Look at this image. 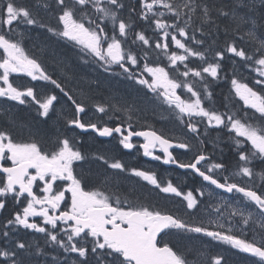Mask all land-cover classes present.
Masks as SVG:
<instances>
[{
  "label": "flooded vegetation",
  "instance_id": "1",
  "mask_svg": "<svg viewBox=\"0 0 264 264\" xmlns=\"http://www.w3.org/2000/svg\"><path fill=\"white\" fill-rule=\"evenodd\" d=\"M8 1L12 4L0 14V39L23 63H14L9 71L5 68L8 58L0 49V264H131L108 241L113 240L114 231L127 228V219L135 213L172 216L174 221L158 236L157 246L170 250L177 258L175 264H229L223 262L220 250L211 248L214 241L209 232L222 230L228 243L236 233L245 238L247 230V245L261 246L260 210L246 201L255 214L245 226L246 209L226 208L219 226L216 206L230 200L235 205L242 197L237 192L217 195L194 172L166 166L158 147L144 154L146 140L136 135L148 130V122L134 113L113 110V89L99 90L105 81L113 87L112 76L106 79L82 59L62 56L68 54L67 43L80 47L79 41H84L95 65L99 60L92 52L97 50L109 70L137 76L132 53L124 51L116 58L110 39L100 43L98 26L90 32L83 22L64 15L66 19L54 24L59 33L66 30L60 35L64 44L52 45L60 50L55 60L33 38L35 30L43 38L37 29L45 24L39 14L14 8L19 0ZM4 2L0 0L2 8ZM24 18L29 20L27 25L16 21ZM33 65L39 72L32 73ZM149 77L154 87L162 86L161 76ZM155 123L159 134L177 139L171 150L175 162L190 166L204 157L198 167L201 171L223 184L252 188L250 178L215 165L223 154L220 138L200 139L194 132L182 138L181 123ZM26 163L30 171L24 174V183L36 200L8 186V171ZM162 180L167 185V191L161 190L164 200L149 201L156 198ZM94 210L95 220L102 223L98 226L84 228L69 219H87ZM155 223L148 221L138 228L145 235ZM230 264L239 263L233 258Z\"/></svg>",
  "mask_w": 264,
  "mask_h": 264
},
{
  "label": "trees",
  "instance_id": "2",
  "mask_svg": "<svg viewBox=\"0 0 264 264\" xmlns=\"http://www.w3.org/2000/svg\"><path fill=\"white\" fill-rule=\"evenodd\" d=\"M149 1L129 0L128 8L115 10L120 13L117 20L122 22L129 15L128 22L122 24L124 45L135 49L140 65V58H146L150 68L159 70L173 85H178L177 92L191 99L195 110H209L225 119V115L232 113L228 100L232 104L236 102L235 83H249L254 78L249 79L248 75L253 76L254 69L264 64V0H164L169 7L180 6L177 9L180 16L157 17L147 12L145 4ZM37 29L43 37L40 47L58 60L60 50L45 42H51V30L45 25ZM176 43L180 44L179 48ZM115 80L113 87L109 84L99 87V90L113 89V110L134 113L148 122L145 128L157 131L160 128L155 122H173L170 111H162L158 103L141 105L142 97L149 96L142 84L133 82L132 92L127 81ZM261 80L264 83L263 77ZM261 91L264 92V87ZM145 117L148 120H143ZM250 117L255 118L252 114ZM258 123L264 127V120ZM225 157H230V153ZM254 169L258 171L259 166Z\"/></svg>",
  "mask_w": 264,
  "mask_h": 264
},
{
  "label": "water",
  "instance_id": "3",
  "mask_svg": "<svg viewBox=\"0 0 264 264\" xmlns=\"http://www.w3.org/2000/svg\"><path fill=\"white\" fill-rule=\"evenodd\" d=\"M0 47L4 49L7 54L9 55L8 51V45L0 40ZM10 56V55H9ZM30 67V66H27ZM149 87V86H148ZM153 92V91H152ZM162 98L178 103L181 111L187 115V113L184 110L183 106V99L181 96L176 95L174 97H169L165 93L161 94ZM140 138H145L148 142L147 146L144 148V152L147 153L150 149L154 148L155 146H160L163 153L166 155V165H169V161L172 159L170 150L174 147V144L164 140L157 134H155L152 131H145L142 133H139L136 135ZM174 166L180 168L181 166L175 164ZM183 170L186 169H194V167H183ZM14 179H16L17 186L23 189L22 186V175L14 174ZM206 177V176H205ZM19 179V180H18ZM207 182L215 185L216 188L220 189L221 191H225L221 185H219L215 180H212L211 178H206ZM23 193H27L23 189ZM156 220H161V222L158 224H155L150 230V234H145L139 230L138 227L140 225L147 224L146 221H149L147 219H144V217L132 215L128 218V227L121 230H116L113 232V243L116 246V250L119 252H122L124 254L123 258L126 261H130L133 264H164L167 260V257L170 256L168 250L166 249H159L157 248V240L158 236L161 234V232L167 227V225L162 224L165 223L163 220L168 218L163 217H155ZM91 222H87V224H90ZM159 227L156 229V227ZM155 229V230H153ZM260 256L264 259V253L260 252Z\"/></svg>",
  "mask_w": 264,
  "mask_h": 264
},
{
  "label": "rangeland",
  "instance_id": "4",
  "mask_svg": "<svg viewBox=\"0 0 264 264\" xmlns=\"http://www.w3.org/2000/svg\"><path fill=\"white\" fill-rule=\"evenodd\" d=\"M178 8H180V6L177 7L173 11V13H172L173 15L180 16L179 11L177 10ZM35 31H33L34 40L36 39L37 42L43 41V40L40 39V36ZM45 42L48 43L49 41H45ZM51 44H49V45H51ZM113 49L116 52V58H118V56H120V53L123 54V52L118 48V44L116 42H113ZM260 66H261V69H260L259 73L264 78V74L262 73L264 71V64H260ZM107 82L108 81H105L103 84H105ZM165 84L168 85L167 82H165ZM169 92H171V91H169ZM199 116L207 119L206 121H207V123H209L210 126H213V124H215V123H220L221 122V120H220V118L218 116L206 115L205 113H200ZM244 124L245 123L243 121H241V122H237V121L233 122L230 125L231 126V130L238 137L246 139L249 142V144L252 145L256 156L262 157V155H264V135L259 134V132H257L258 130L255 131L252 126L245 125L243 127ZM262 133H264V132L262 131ZM250 174H251V168L250 169H246V168H244V166H240L239 168H237V172L235 173V175L237 177L245 176L247 178L250 177ZM172 193H174V191ZM236 207H238L239 209H246L247 213L253 212L251 209L248 208V206L246 205V202L244 200H241V203L236 202L235 205L233 204V201H230V204H225L224 206H222L221 203H220L219 205L216 206V208H217V216H215V220L218 221L219 223H222V220L224 218V215H222V212L224 211V209L227 208L229 210H233ZM262 221H264L263 218H262Z\"/></svg>",
  "mask_w": 264,
  "mask_h": 264
},
{
  "label": "bare ground",
  "instance_id": "5",
  "mask_svg": "<svg viewBox=\"0 0 264 264\" xmlns=\"http://www.w3.org/2000/svg\"><path fill=\"white\" fill-rule=\"evenodd\" d=\"M76 65V64H75ZM76 67V66H75ZM88 67V66H87ZM91 70V69H90ZM92 71V70H91ZM59 73V72H58ZM62 75V74H61ZM63 76V75H62ZM64 78H66L65 76H64ZM68 83H70V81L68 82ZM248 264V263H247Z\"/></svg>",
  "mask_w": 264,
  "mask_h": 264
}]
</instances>
